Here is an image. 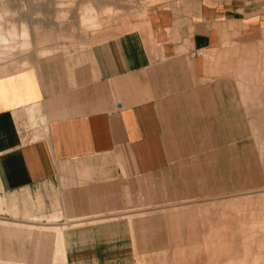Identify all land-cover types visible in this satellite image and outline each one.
Segmentation results:
<instances>
[{"label":"crops","instance_id":"1","mask_svg":"<svg viewBox=\"0 0 264 264\" xmlns=\"http://www.w3.org/2000/svg\"><path fill=\"white\" fill-rule=\"evenodd\" d=\"M85 3L102 26L91 42L48 43L39 60L0 71V212L31 220L0 221L6 239L31 236L32 261L19 264H44L49 243L55 263V225L66 264H135L132 224L114 216L168 163L176 105L189 114L207 99L193 87L216 83L224 50L264 45V0Z\"/></svg>","mask_w":264,"mask_h":264},{"label":"rangeland","instance_id":"2","mask_svg":"<svg viewBox=\"0 0 264 264\" xmlns=\"http://www.w3.org/2000/svg\"><path fill=\"white\" fill-rule=\"evenodd\" d=\"M3 1L10 9L3 26L27 22L35 41L38 31H48L50 25V32L70 29L72 36L34 42L26 54L12 51L7 67L20 68L26 56L30 61L45 56L36 50L48 43L58 49L91 42L99 29L95 25L86 30L79 23L86 0ZM219 58L216 83L208 80L193 87L207 99L191 101L189 114L176 105L174 123L164 134L167 148L161 150L168 163L145 174L142 196L114 216L132 224L135 264H264V45L240 40ZM54 198L48 197L51 203L59 201ZM3 220L31 221L11 211L0 212ZM4 227L0 222V229ZM30 240L26 233L0 236V264L32 261ZM51 254L49 243L44 264H52Z\"/></svg>","mask_w":264,"mask_h":264},{"label":"bare ground","instance_id":"3","mask_svg":"<svg viewBox=\"0 0 264 264\" xmlns=\"http://www.w3.org/2000/svg\"><path fill=\"white\" fill-rule=\"evenodd\" d=\"M65 1V0H64ZM4 2L5 1H3V3H0V5H1V7H0V71H2V70H6L8 67V65L7 64H9V63H11L12 62V60H11V62L10 61H8V59H11L10 58V55L9 54H11V53H13V52H16V51H21V52H25V54L28 52V50L34 45V42H39V43H41V44H39V45H42V43H46L47 41L49 42V41H58V40H61V39H63V38H69L71 35H69L70 33V29H69V32H66L67 33V35L64 33V32H62L60 29V31L62 32V33H60V31H59V33L57 34V33H55V32H50L49 30H52V28L51 27H54V26H51L50 25V28H49V32L46 30V29H44V31L43 30H40V32L38 31V33H37V40L35 41L34 39H33V36H32V29L29 27V25L27 24V22H24V21H21L20 23H18V25H16V24H13V22H12V26L10 25H8L7 24V26L8 27H6V26H3V24H2V22H3V20H4V15H6V14H8V10H10V9H8L7 8V6L6 7H4ZM60 2V1H59ZM65 5V4H64ZM94 6V5H93ZM93 6L92 5H90V4H85L84 6H83V8H82V10H81V12H80V15L78 16V18H79V23H80V25L82 26H85L84 28H86V27H89V29H91L90 27L92 26V28H93V26H99V29H100V25H101V23H100V21L98 20V17H97V13H96V11H95V7L93 8ZM59 10V9H58ZM60 11V10H59ZM59 13V12H58ZM61 13V12H60ZM62 14V13H61ZM36 15V14H35ZM60 15V14H59ZM66 15V14H65ZM66 17V16H65ZM6 18V17H5ZM21 19V18H20ZM6 20H7V18H6ZM9 20V19H8ZM15 20V19H14ZM23 20V19H22ZM49 21V20H48ZM57 21V23L56 24H58V23H61V22H58V20H56ZM55 21V22H56ZM62 21V20H61ZM10 22V21H9ZM52 22V21H51ZM3 23H5V22H3ZM34 23V22H33ZM10 24V23H9ZM35 24V23H34ZM38 25V24H37ZM41 25V24H40ZM59 25V24H58ZM57 25V26H58ZM60 26V25H59ZM58 26V28H60ZM82 26V27H83ZM45 27H46V25H45ZM74 28L76 27V26H73ZM79 27V26H78ZM77 27V28H78ZM102 27V26H101ZM33 28H34V26H33ZM97 28V27H96ZM76 29V28H75ZM98 29V28H97ZM35 30L37 31L38 29H37V26H35ZM86 30H87V28H86ZM56 31V30H55ZM78 31H80V30H78ZM69 33V34H68ZM74 33V32H73ZM80 33V32H79ZM85 33V32H84ZM86 33H87V31H86ZM36 34V33H35ZM72 34V33H71ZM82 34V33H81ZM75 35V34H74ZM73 35V36H74ZM36 36V35H35ZM72 37V36H71ZM35 38V37H34ZM36 39V38H35ZM38 45V44H37ZM31 49H34L33 47L31 48ZM30 49V50H31ZM56 49V48H55ZM13 51V52H12ZM43 51L44 50H41L40 51V54H42L43 53ZM18 52H16V53H18ZM38 52V51H37ZM53 52V51H52ZM20 53V52H19ZM23 53H21V54H23ZM39 54V55H40ZM8 55H9V57H8ZM37 55V54H36ZM44 55V54H43ZM12 56V55H11ZM15 56H16V54H15ZM18 56V55H17ZM23 56H25V55H23ZM55 56V55H54ZM7 57H8V59H7ZM12 57H14V56H12ZM20 57V56H19ZM40 57H42V56H40ZM49 57V56H48ZM47 57V58H48ZM16 58V57H15ZM22 58V57H21ZM39 58V57H38ZM37 58V59H38ZM50 58V57H49ZM52 58V57H51ZM14 59V58H13ZM15 60V59H14ZM13 60V61H14ZM39 60V59H38ZM31 61H30V59H28L27 58V56L26 57H24L23 59H22V61L20 62V64L18 65V66H23V65H27V64H29ZM15 66V65H14ZM10 68V67H9ZM20 68H22V67H20ZM11 69V68H10ZM15 69V68H14ZM68 216V215H67ZM58 216H52V218L51 219H49V220H52V221H56V220H58ZM34 219H37V218H34ZM39 228V227H38ZM41 228V227H40ZM43 228V227H42ZM47 228H49V227H46V229ZM53 228L55 229V230H57V237H58V241H57V247H56V254H55V263L54 264H66V262H65V260H64V256H63V250H62V245H61V241H60V234H61V230H62V226H59V225H55V226H53ZM52 227H50V229H53ZM53 229V230H54ZM7 264V263H6ZM10 264H12V263H10ZM13 264H15V263H13Z\"/></svg>","mask_w":264,"mask_h":264}]
</instances>
